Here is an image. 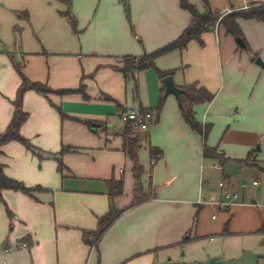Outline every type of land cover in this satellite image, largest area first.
I'll use <instances>...</instances> for the list:
<instances>
[{
  "label": "crops",
  "instance_id": "0c3cea01",
  "mask_svg": "<svg viewBox=\"0 0 264 264\" xmlns=\"http://www.w3.org/2000/svg\"><path fill=\"white\" fill-rule=\"evenodd\" d=\"M126 2L127 14L120 0H0V133L21 84L17 66L50 90L22 97L20 135L33 151L14 141L0 147L4 174L42 189L32 197L1 191L0 264H264V68L255 64H264V25L239 21L244 49L215 25L201 43L156 59L159 70H174L175 86L195 83L213 95L194 112L210 127L205 143L218 158L203 156L202 136L168 95L137 154L148 198L129 207L136 182L120 114L155 111L163 86L153 69L139 72L134 97L114 66L172 42L193 17L179 0ZM253 3L264 0H207L222 15ZM149 147L160 150L155 162ZM109 180L122 181L113 202L124 211L91 247L83 233L108 210Z\"/></svg>",
  "mask_w": 264,
  "mask_h": 264
},
{
  "label": "trees",
  "instance_id": "16d2710c",
  "mask_svg": "<svg viewBox=\"0 0 264 264\" xmlns=\"http://www.w3.org/2000/svg\"><path fill=\"white\" fill-rule=\"evenodd\" d=\"M126 14L128 13V6L126 0H120ZM69 4L70 0H66ZM205 11L203 13H198L194 6L189 4L187 0H179V5L183 10L188 11L193 20L191 24L180 34L178 38L172 42L166 44L165 46L155 50L151 53H144L141 56H124L121 58L120 64L114 66L116 71H119L126 81H132L133 83V96H136L137 86L135 83L136 74L139 72L154 69L158 78L161 80L167 76H172L174 70L161 71L156 68L155 61L157 58L164 56L173 51H183L186 49L187 45L191 41H196L201 43V35L209 30H211L216 24L221 27L226 35L232 36L234 39L240 38L246 46V42L242 31L239 26V21H249L254 20L260 22L264 25V3L251 4L247 9L231 11L230 13L222 15L221 12L212 11L208 8L207 0H202ZM62 16L66 18L70 24V28L75 32L76 24L69 12L61 13ZM17 71L21 77V84L18 88L16 99L13 101L14 110L12 117L6 129L0 133V147L9 142H18L25 146L28 150L33 151V147L30 142L20 135V127L26 121L27 114L22 108V97L25 91L33 90L37 93L46 94L50 90L45 86L28 81L20 72L19 66H17ZM183 93L181 94V105L180 111L184 122L192 129L202 136L203 140V156L206 158H218V154L215 148H210L206 145L205 141L209 132L210 127L208 125H202L196 120L194 107L209 103L213 99V95L208 92L205 88L198 86L197 84H190L181 87ZM81 91V90H79ZM164 91L162 87V92ZM63 94L66 91H60ZM110 100V99H107ZM164 102V98H160V102L155 111L140 109V114H149L151 116V123H155L158 120L159 111ZM59 113H61L59 111ZM121 112L120 117L122 115ZM61 116H63L61 114ZM123 137V151L127 157L132 162V173L133 178L136 182V188L134 190V197L132 203L129 207L137 205L148 198L147 193L142 192L140 187V176L143 172L141 165L138 162V151L144 141H147L146 132H136L132 129L130 123H124V129L122 133ZM67 151V149L62 148L60 154ZM150 159L155 162L160 158V150L154 147H149ZM245 160L244 163H248ZM58 169L62 170L61 162H58ZM108 194L110 199V204L108 210L105 214L97 218L96 228L91 231L83 233L84 242L91 246L97 247L99 240L105 234V232L112 226V224L120 217L124 209H117L114 205L113 200L120 195H122V181L109 180L107 182ZM3 190H12L16 192H21L28 196H33L36 191H41L40 187L28 188L24 186L19 181L8 178L4 172L3 167L0 164V194ZM261 232H264V227L261 228Z\"/></svg>",
  "mask_w": 264,
  "mask_h": 264
},
{
  "label": "built area",
  "instance_id": "2783aa9c",
  "mask_svg": "<svg viewBox=\"0 0 264 264\" xmlns=\"http://www.w3.org/2000/svg\"><path fill=\"white\" fill-rule=\"evenodd\" d=\"M230 11L226 12L229 13ZM217 25V24H216ZM121 121L123 123H130L132 126V129L136 132H146L148 130V127L151 124V116L149 114H140L139 108H129L121 115ZM214 168L220 169L219 167L214 166ZM259 185V180L255 179L251 181L252 187H257ZM220 186H223V184H220ZM242 187H244L242 185ZM227 199L230 197L233 199L237 198V194L234 195H227ZM230 202L227 201L225 203L221 204V208H223L226 205H229ZM25 247V245H23Z\"/></svg>",
  "mask_w": 264,
  "mask_h": 264
},
{
  "label": "water",
  "instance_id": "95a60500",
  "mask_svg": "<svg viewBox=\"0 0 264 264\" xmlns=\"http://www.w3.org/2000/svg\"><path fill=\"white\" fill-rule=\"evenodd\" d=\"M235 42L239 46V48L244 49L245 45L243 41L240 38L235 39ZM255 64L259 66L260 68H264V64L260 60V58H257L255 60ZM161 84L163 86V98H166L168 95H173L178 104L181 105V94L183 93V90L177 86L174 85V82L172 80L171 76H167L163 79H161Z\"/></svg>",
  "mask_w": 264,
  "mask_h": 264
},
{
  "label": "rangeland",
  "instance_id": "374dc122",
  "mask_svg": "<svg viewBox=\"0 0 264 264\" xmlns=\"http://www.w3.org/2000/svg\"><path fill=\"white\" fill-rule=\"evenodd\" d=\"M235 40V39H234ZM156 68H157V66H156ZM158 69V68H157ZM154 70V69H153ZM155 71V70H154ZM156 72V71H155ZM130 83H132L131 81H129ZM132 85H133V83H132ZM164 104V103H163ZM57 112L59 113V111H58V109H57ZM152 125H150L149 127H148V130L150 129V127H151ZM148 130L146 131V132H148ZM59 162V161H58ZM219 176V174L218 173H216V177H218ZM221 178V177H220ZM216 184H217V182H215Z\"/></svg>",
  "mask_w": 264,
  "mask_h": 264
}]
</instances>
